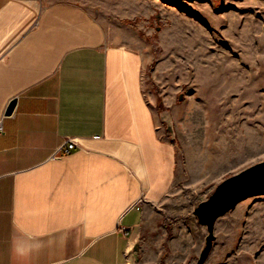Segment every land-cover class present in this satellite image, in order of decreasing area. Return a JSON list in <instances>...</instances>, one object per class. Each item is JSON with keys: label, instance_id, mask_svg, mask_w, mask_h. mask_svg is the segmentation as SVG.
<instances>
[{"label": "crops", "instance_id": "0c3cea01", "mask_svg": "<svg viewBox=\"0 0 264 264\" xmlns=\"http://www.w3.org/2000/svg\"><path fill=\"white\" fill-rule=\"evenodd\" d=\"M150 46L74 1L0 0V264H157L185 166L144 79Z\"/></svg>", "mask_w": 264, "mask_h": 264}, {"label": "rangeland", "instance_id": "374dc122", "mask_svg": "<svg viewBox=\"0 0 264 264\" xmlns=\"http://www.w3.org/2000/svg\"><path fill=\"white\" fill-rule=\"evenodd\" d=\"M70 1L142 31L151 45L144 79L161 100L159 109L169 98L185 169L159 210L163 231L152 233L150 254L157 264H194L207 233L194 207L223 178L264 160V0ZM155 66L159 85L150 73ZM213 234L203 264H264V192L221 212Z\"/></svg>", "mask_w": 264, "mask_h": 264}, {"label": "water", "instance_id": "95a60500", "mask_svg": "<svg viewBox=\"0 0 264 264\" xmlns=\"http://www.w3.org/2000/svg\"><path fill=\"white\" fill-rule=\"evenodd\" d=\"M181 98V94L178 95ZM15 100L8 103L6 113L9 114ZM159 120L164 123L171 139L175 138V131L170 110L162 107L158 110ZM264 192V160L251 164L237 173L223 178L216 184L209 196L198 202L194 207V214L198 221L206 227L204 245L201 248L194 264H203L212 247L215 238L213 224L215 218L228 209L237 199Z\"/></svg>", "mask_w": 264, "mask_h": 264}, {"label": "built area", "instance_id": "2783aa9c", "mask_svg": "<svg viewBox=\"0 0 264 264\" xmlns=\"http://www.w3.org/2000/svg\"><path fill=\"white\" fill-rule=\"evenodd\" d=\"M0 129H1V125H0ZM74 144H75V142H74L73 139H69V140H67V142H66L64 145L58 147V148L54 151V153L52 154V157L59 156V155H60V152H63V153L68 152L71 148L74 147ZM140 201H141V199H139L137 202H140Z\"/></svg>", "mask_w": 264, "mask_h": 264}, {"label": "trees", "instance_id": "16d2710c", "mask_svg": "<svg viewBox=\"0 0 264 264\" xmlns=\"http://www.w3.org/2000/svg\"><path fill=\"white\" fill-rule=\"evenodd\" d=\"M157 103H158V107H160V106L162 105L160 99L157 100ZM171 141H172L173 143H176V140H175V139H172Z\"/></svg>", "mask_w": 264, "mask_h": 264}]
</instances>
